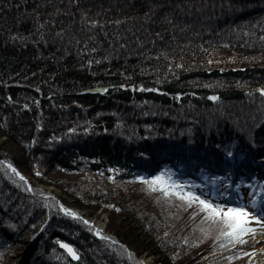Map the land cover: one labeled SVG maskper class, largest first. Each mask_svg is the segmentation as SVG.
Masks as SVG:
<instances>
[{
	"label": "trees",
	"instance_id": "16d2710c",
	"mask_svg": "<svg viewBox=\"0 0 264 264\" xmlns=\"http://www.w3.org/2000/svg\"><path fill=\"white\" fill-rule=\"evenodd\" d=\"M253 1L0 0V264L31 242L21 264H138L141 253L240 264L247 243L188 235L182 225L196 230L201 217H165L102 178L145 183L134 177L170 169L219 185L226 167L236 183L252 161L264 166V23L254 24L264 0ZM8 163L102 207L108 231L96 237Z\"/></svg>",
	"mask_w": 264,
	"mask_h": 264
},
{
	"label": "snow or ice",
	"instance_id": "6c2138e0",
	"mask_svg": "<svg viewBox=\"0 0 264 264\" xmlns=\"http://www.w3.org/2000/svg\"><path fill=\"white\" fill-rule=\"evenodd\" d=\"M92 23H96V21H92ZM89 63H91V61H89ZM121 87H124V85H121ZM103 90L104 89H101V91ZM260 91L264 93V88H261ZM212 99H216V97L213 96ZM25 107L27 106L25 105ZM69 131H72V129H69ZM85 131H87V129H85ZM57 139H59V137H57ZM227 155L231 156L233 153L228 152ZM7 166L17 176H20L21 180L24 179L12 164L8 163ZM134 179L143 180L150 189L159 187L163 190L165 195L173 193L189 204H196L198 210L203 214L202 219L208 223L209 230L204 234L209 235L211 229H217L215 241L221 242V248H224L225 245L228 248H234L237 244L244 245L249 241V235H251L252 241L255 242L257 238V229L260 230V238L264 239V180L258 181L261 187H257L255 184H252V181H248L254 194L250 196L247 204L243 202L223 204L214 202L212 199L205 198L197 194V192L190 190L188 188V181L181 182L180 180L173 179L170 169H162L155 175L148 177L136 176ZM252 180H255V177H253ZM224 182L227 183L226 177L224 178ZM222 195L226 196L228 193L223 192ZM248 205H251L252 210L249 209ZM60 208L64 213L72 217L79 216L77 212L65 207L63 204L60 205ZM192 215L195 216L196 212L194 211ZM85 222L91 223V221ZM41 227H43V224ZM93 231H95L96 235H101L98 229H93ZM58 243L73 259H78V252L71 243H67L63 240L58 241ZM249 251L252 253V256H255L257 249L252 248ZM260 251H264V249H260ZM237 252L239 255H248L243 249H237ZM227 258L232 260L236 257L230 255ZM138 264H143V261H139Z\"/></svg>",
	"mask_w": 264,
	"mask_h": 264
},
{
	"label": "rangeland",
	"instance_id": "374dc122",
	"mask_svg": "<svg viewBox=\"0 0 264 264\" xmlns=\"http://www.w3.org/2000/svg\"><path fill=\"white\" fill-rule=\"evenodd\" d=\"M228 1V0H227ZM243 1V0H242ZM247 1V0H246ZM226 2V1H225ZM252 2H254L252 0ZM229 3V2H227ZM257 9H261L262 11L259 12L258 14V22L254 23L255 25H263L264 23V3H261L258 5ZM244 12L243 8H239L238 12H237V16H242V13ZM255 16V15H254ZM255 21L251 20L252 24ZM235 121V118L233 119ZM233 123V122H232ZM253 171H255L256 173L260 174V172H262L263 174V169L261 166L256 165L253 168ZM20 174L24 177L23 180L26 181L27 184L33 185L35 187H37L39 190H42L43 192H46L47 194H51L53 197H55L58 201H59V205L63 204L65 207L72 209L73 211L77 212L79 214L78 217L75 218H79L82 219V221L84 223H86L85 221H91V223H86L88 225H94L96 223H100L102 227H100L99 225V231L100 233H106L108 231L107 228V224L109 222V215L108 212H106L102 207L97 208L96 210H87L85 208H81L80 206H78L76 204V202L73 200V198H69L68 196H66L63 192H61V190H59L57 187L53 186V185H48L46 183H39L36 179L30 177L28 174L24 173V172H20ZM20 177V176H19ZM249 179V178H248ZM102 180L105 183V186L108 185L109 183L113 188H115L116 190H118L121 194L124 195V198H130L133 199L135 201L138 202V204H144L147 208H151L150 210H161V214L165 217L170 218L172 215V213L175 214H182L185 217V222L190 221V218L192 220L193 219H202V212H200L197 208L196 204H189L187 201H184L183 199H181L180 197L176 196L173 193H169L168 195H165L163 190H161L159 187L155 188V189H150L148 187V185L146 183H141V182H131V181H127V180H123V181H119L118 183L116 182H111V181H107V179L102 178ZM241 189H240V197L239 201L247 204V201L249 200L250 196L252 194H254L253 189L251 187V185L248 183L247 185H240ZM224 192V191H223ZM223 192H219L217 197H220V193ZM226 192L228 193V195H224L223 200L227 201L229 200V191L228 188L226 189ZM202 195H205L206 197L210 198V199H214V195L212 194V191H208L203 188L202 190ZM234 202H237L236 200H234ZM249 209L252 210L251 205H248ZM196 212V215L193 216L192 213ZM183 227V231L186 234H191L194 237H198V235L200 237H204V238H213L215 237V234L217 232V229L213 228L211 229V232L209 235H205L204 233L206 231H208V223L207 221L203 220L201 226H197L195 227V229H191L190 225L185 223L184 225H182ZM98 229V227H97ZM196 231V232H195ZM110 232V231H109ZM191 232V233H190ZM103 235H99V238L102 237ZM264 243V239H258L255 242H253L250 238L249 241L247 242V246L245 248H243V251L248 253L247 256L244 255H240L238 254V252L236 251L235 254H237V256H239L238 261L240 262V264H257V258H256V254L255 256H252V253L249 251L252 248H255L261 244ZM28 245L25 246V248H27ZM23 250V249H22ZM21 251V250H20ZM19 250H16V262L15 264H21L23 262V260H25V256L26 252H25V256L24 254L22 255V252H20ZM258 252V251H257ZM256 252V253H257ZM139 259L141 261H143V264H157L154 263L153 258L151 256H148L145 253H141L139 255Z\"/></svg>",
	"mask_w": 264,
	"mask_h": 264
},
{
	"label": "bare ground",
	"instance_id": "6f19581e",
	"mask_svg": "<svg viewBox=\"0 0 264 264\" xmlns=\"http://www.w3.org/2000/svg\"><path fill=\"white\" fill-rule=\"evenodd\" d=\"M1 191V190H0ZM2 194H1V192H0V196H1ZM5 208V207H4ZM99 225H100V227H102L101 226V224L98 222V223H96V224H94V225H92L91 227H92V230L93 229H97V227H98V230H99ZM42 232V235L41 234H39L38 235V237L35 239V242H34V246L35 247H39L41 244L43 245V238L42 237H44L45 235H47V236H45V237H49V235H50V232H46L45 230L43 231V230H41ZM93 234L96 236V237H99V235H96V233H95V231H93ZM102 234V233H101ZM40 235L42 236V237H40ZM261 237V233H260V230L259 229H257V238H256V240H258V239H261L260 238ZM41 238V239H40ZM249 238L252 240V238H251V235H249ZM37 240L39 241H41V242H43V243H41V244H37L36 242H37ZM39 241V242H40ZM38 242V243H39ZM66 242V241H65ZM67 243H69V242H67ZM31 244H32V242L31 243H29V244H27L28 246H31ZM33 245V244H32ZM23 249V250H22ZM256 249H257V253H256V258H257V264H264V251H260V249H264V243L263 244H261V245H259V246H257L256 247ZM21 250V251H20ZM19 251L20 252H22V255L24 254V256H25V252L27 251V248H25V246H23V247H21L20 249H19Z\"/></svg>",
	"mask_w": 264,
	"mask_h": 264
},
{
	"label": "water",
	"instance_id": "95a60500",
	"mask_svg": "<svg viewBox=\"0 0 264 264\" xmlns=\"http://www.w3.org/2000/svg\"><path fill=\"white\" fill-rule=\"evenodd\" d=\"M61 246V245H60ZM62 247V246H61ZM63 248V247H62ZM64 249V248H63ZM65 250V249H64ZM65 252L68 254V252L65 250ZM68 256H70L69 254H68ZM71 257V256H70ZM72 258V257H71ZM73 259V258H72Z\"/></svg>",
	"mask_w": 264,
	"mask_h": 264
}]
</instances>
